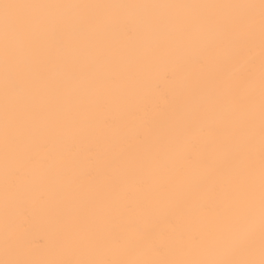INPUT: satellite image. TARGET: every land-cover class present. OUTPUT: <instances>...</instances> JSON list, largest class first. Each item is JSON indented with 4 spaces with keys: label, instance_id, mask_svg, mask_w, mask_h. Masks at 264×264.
Instances as JSON below:
<instances>
[{
    "label": "snow or ice",
    "instance_id": "1",
    "mask_svg": "<svg viewBox=\"0 0 264 264\" xmlns=\"http://www.w3.org/2000/svg\"><path fill=\"white\" fill-rule=\"evenodd\" d=\"M0 264H264V0H0Z\"/></svg>",
    "mask_w": 264,
    "mask_h": 264
},
{
    "label": "bare ground",
    "instance_id": "2",
    "mask_svg": "<svg viewBox=\"0 0 264 264\" xmlns=\"http://www.w3.org/2000/svg\"><path fill=\"white\" fill-rule=\"evenodd\" d=\"M97 2V0H93ZM98 2H150V0H98ZM153 2H229V0H153ZM125 25L120 26L122 32L126 31ZM122 40L127 47H133V43L128 42L126 37H122ZM168 70V66L162 64L157 72L153 74V83H158L161 90L166 87L171 93V85H166L164 81L160 79L163 72ZM163 104V102H161ZM28 208V216L25 217L21 211L20 220L26 230L27 238L33 242L37 255L43 254V243L51 242V234L49 230L48 219L44 211L39 206H33L31 203L26 205Z\"/></svg>",
    "mask_w": 264,
    "mask_h": 264
}]
</instances>
